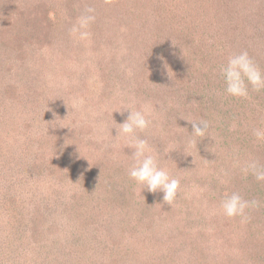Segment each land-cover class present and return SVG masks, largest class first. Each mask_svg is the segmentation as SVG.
I'll return each mask as SVG.
<instances>
[{
	"label": "rangeland",
	"instance_id": "rangeland-1",
	"mask_svg": "<svg viewBox=\"0 0 264 264\" xmlns=\"http://www.w3.org/2000/svg\"><path fill=\"white\" fill-rule=\"evenodd\" d=\"M105 1L0 0L1 205L24 216L23 208H14L18 201L27 209L38 201L44 210L42 198L51 197L71 204L69 214L78 209L72 217L54 203L38 217L65 228L61 236L53 231L62 247L39 249L52 250L45 263L264 264V188L247 189L242 168L234 175L248 164L242 156L264 145L253 135L264 129V90L228 96L219 73L229 55L244 50L254 52L261 68L264 50L247 44L264 34V0H231L233 6L225 0L237 8L225 12L222 4L203 10L204 0H109L108 10ZM88 7L96 18L90 38L79 40L70 29ZM209 25L216 26L202 35ZM186 31L206 44L199 65L185 59ZM122 106L151 112L152 126L137 135L180 180L174 207L162 208L161 193L141 191L129 177V138L119 133L127 115L117 112ZM200 119L209 123L204 138L185 121ZM169 147L176 150L166 155ZM233 192L259 202L247 210V222L223 214L221 201ZM83 194L96 199L72 197ZM145 200L157 207L150 203L142 213ZM2 210L0 245L6 246L4 229L19 234L12 230L29 221ZM21 240L17 264H43Z\"/></svg>",
	"mask_w": 264,
	"mask_h": 264
},
{
	"label": "clouds",
	"instance_id": "clouds-1",
	"mask_svg": "<svg viewBox=\"0 0 264 264\" xmlns=\"http://www.w3.org/2000/svg\"><path fill=\"white\" fill-rule=\"evenodd\" d=\"M94 13V8H86L76 24L70 29L71 34L79 40H88L91 36L88 31L89 26L96 18ZM219 73L224 82V92L228 96L248 98L250 89L255 92L264 90V70L246 50L229 55L226 63L220 67ZM117 112H120L121 115L127 112L123 122L119 123V133L129 138L126 147L131 151L133 161L132 166L128 169L129 177L141 185V191L146 189L149 193H162V202L171 207L180 189V180L171 176L165 168L159 165L158 153L154 151L147 139L137 135L152 126L151 112L147 109L132 110L127 106H122L121 110ZM185 121L191 124V132L194 136L200 138L206 136L209 128V123L206 120ZM253 135L257 141H264V129H254ZM175 150V148L169 147L166 150V155ZM242 171L246 174L251 171L257 181H264V169L256 161L249 162ZM259 206L258 201L245 200L237 192L225 195L220 204L225 216L240 217L242 222L249 220L248 209Z\"/></svg>",
	"mask_w": 264,
	"mask_h": 264
},
{
	"label": "trees",
	"instance_id": "trees-1",
	"mask_svg": "<svg viewBox=\"0 0 264 264\" xmlns=\"http://www.w3.org/2000/svg\"><path fill=\"white\" fill-rule=\"evenodd\" d=\"M105 2H106L105 5L107 6L106 10H108L110 2H109V0H107ZM230 3H231V6H233L231 0H230ZM207 4H212L213 6H218V7H221L220 4H222V6L224 8V12L226 11V9L231 8L230 7V4L228 2H226L225 0H204L203 7H202L203 10H204V8H206V5ZM231 9L235 10L237 8H231ZM203 10H202V12H203ZM169 11H170V9H169ZM184 26H185V28L188 27L189 29L191 27L190 25H186V24ZM215 26L216 25H209L208 27H204V28L202 27V30H201L202 31L201 32L202 35L205 34L206 32H208V30L210 28H214ZM234 32L236 34V29L234 30ZM185 34L187 36H184V37L185 38H188V43H186L185 45H181V46H186L185 51H186V55L187 56H185V59L187 58L188 59L187 60L188 62H190V63L191 62H194V63H197L199 65L202 62L197 57V54H200L201 53L199 51H201V48L202 47H206V44H202V42H199V41L198 42H195L193 39L190 38V35H189V33L187 31H186ZM254 34H255V31H254ZM202 35H200V36H202ZM257 37L260 38V40L255 41L253 43H252V40H249V43L247 45H249L250 43L251 44H254V45L260 44L261 46L259 48H257V49H259L257 51L264 50V34L263 33H258V36ZM182 41L184 42V39H182ZM244 45H246V44H244ZM254 45H251V46L254 47ZM255 50H256V48H255ZM180 51H181V47L178 50V54H179ZM250 55H251V57L254 60L255 59L257 60V58L254 55V52H252ZM258 62L261 63V69L264 70V60H263V56L260 57V59L258 60ZM250 150H251V147H250L249 150H246V152L249 154V151ZM251 151H253V150H251ZM258 156H259V159H258ZM242 159L243 160L244 159H246V160L248 159L249 160L248 163L251 162V161H256L258 163V165L262 169H264V145L261 146V148H260L259 151L256 150V149H254V151L251 154V156H248V155L244 154V156H242ZM241 168L242 169L245 168L243 164H241V167L240 168H235L234 169V171H236V173L234 175L239 174V171H240ZM250 172L251 171H249V173H247V174H249V177L250 176H253L252 172L251 173ZM244 178L245 177L243 175V177L241 179L244 180ZM248 178L246 180H244V181L247 184V186L245 185V187L247 189H249L250 191H255V193H256V191L259 192V191H261L264 188V186L262 185V184H264L263 182H262V184L257 185V183L253 179L250 180V178L249 179ZM83 181L86 183V179L83 180ZM123 181H126V182L129 181V179L127 178V176H123L122 177V182ZM122 185H124V184L122 183ZM259 186H262L263 188H261V187L259 188ZM86 192H91V191H86ZM120 195L123 196V192H120ZM157 195H160L158 197V202H159V204H161L162 208H164V209L169 208L170 207L169 205H167L166 203H163L162 202V193L161 194H157ZM74 196L81 197V198L83 197L82 198V201H86V202H91V201L93 202L96 199V197L94 198V196L91 195V194H89V195L83 194V196H81V195L80 196L79 195H72V197H74ZM123 197L127 201V199H129L128 198V193L127 194L125 193V195ZM40 198H42V197H40ZM156 198L157 197H152L153 201L156 200ZM42 199L47 201V203H45L47 210L48 209H51V207H52V206H50L51 204L54 206V203H57L55 207H57V209L60 211V213H64L65 214V213H68L67 206L66 205L68 204L69 206H71V204H69L68 202H65V200H63L62 198L59 199V198H51V197L48 198V197H45V198H42ZM101 200H103L102 196H101ZM99 203L100 202L95 201V204L97 205L96 207L99 206ZM150 203H151L152 206H156L157 207V205H154L155 203L152 202V200L151 201L150 200H145V201L142 202L141 206L139 207L141 209V212L142 213H145V212H147L149 210ZM41 207H42L41 206V203L38 204V201H37L36 207H34V208L32 207L31 209H27V208H25V205H23V207H22L21 204L18 201L17 206L14 207V208L20 209V210H21V208H23V214H24V216H22L21 214L16 213L15 209L12 210V213H9V210H11V209L10 208H5V206L1 205V203H0V209L2 208L3 209L2 211H4L5 213L10 214L11 215L10 217H12L11 219H13V220L16 219V221H17L19 219L20 220L21 219L24 220V218H25V220H28L29 221L28 224H25L24 223L22 226H15V227H17V229L12 230V231H17L19 229L20 230L19 234H16V233L11 232L10 229H4V231H6V230H9V231L6 234L7 245L6 246L0 245V264H7V260L8 261H11L12 260L10 264H17L18 263L17 262V259L19 258L18 256H19V253H20V247H21V245H24V243H25L21 239H24L27 242L26 247H28V248L31 249L30 256H32V253L33 254L37 253L38 256L41 258V263H43V264H50L51 259L49 261H47L46 263L43 261V259L46 258V257H48V255L50 254V252L52 250L49 251L47 249L46 250H43V249L42 250H39V249H41L42 247L46 246L47 243L53 244V247H55V245L56 246H59V247H62V245L60 243H59V245H57L58 241L55 238L53 239V235H54L53 231L54 230H57L60 233V236H61L62 234H64L63 231L65 230V228H64V226H62L63 228H61V227H59V225H57V224H55L53 222H50L49 226L46 225V224H44V220L43 219L40 220L38 218L39 216H44L43 211L46 209L45 208L44 210H42ZM171 207H174V206L171 205ZM61 208H65V209H61ZM77 210L78 209L76 208V211H74V213H71V214L68 213V215H73L72 217H74L75 216V213L77 212ZM56 213H57V211H56ZM51 214H53V213H51ZM19 215H20V217L21 216L22 217L21 218L18 217ZM72 217L66 216L65 219L66 220H68V219L69 220L76 219V218H72ZM8 222H9V220H8ZM159 225L160 224L157 223V226H159ZM21 233H22V235H21ZM27 239H29V241H27ZM32 246H34L39 251L38 252H35V250L32 249ZM246 248H245V251L247 252V249ZM240 249L242 250V246L241 245H240ZM22 250L23 249L21 248V251ZM262 258H264V256H261L260 257V259H262ZM56 264H61V261L58 260V262Z\"/></svg>",
	"mask_w": 264,
	"mask_h": 264
}]
</instances>
